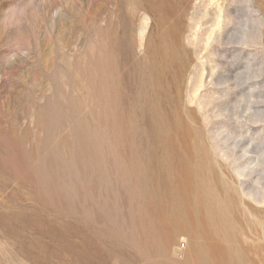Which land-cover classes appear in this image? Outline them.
Returning <instances> with one entry per match:
<instances>
[{
	"label": "rangeland",
	"instance_id": "1",
	"mask_svg": "<svg viewBox=\"0 0 264 264\" xmlns=\"http://www.w3.org/2000/svg\"><path fill=\"white\" fill-rule=\"evenodd\" d=\"M218 248L264 264V0H0V264Z\"/></svg>",
	"mask_w": 264,
	"mask_h": 264
},
{
	"label": "bare ground",
	"instance_id": "2",
	"mask_svg": "<svg viewBox=\"0 0 264 264\" xmlns=\"http://www.w3.org/2000/svg\"><path fill=\"white\" fill-rule=\"evenodd\" d=\"M208 226V225H207ZM209 231V230H208ZM212 232V231H211ZM206 234V233H205ZM212 234V233H211ZM207 235V234H206ZM209 236V235H208ZM217 237V236H216ZM224 238V237H223ZM220 239V238H219ZM214 241V240H213ZM212 241V242H213ZM217 241V240H216ZM212 244V243H211ZM215 244V243H214ZM213 245V244H212ZM223 245V244H222ZM216 246V245H215ZM220 246V245H219ZM204 247V246H203ZM221 247V246H220ZM202 249V248H201ZM208 249V248H206ZM239 249V248H238ZM236 250V248H235ZM238 251V250H237ZM77 253V252H76ZM204 254L206 255L207 258L209 259H217L219 258L220 260H217V261H223L225 258L226 260H228V263L227 264H243L240 260V258L238 256H234V255H231L230 251L229 250H226L224 248H218L216 249L215 251H210V252H205L204 251ZM239 254V253H238ZM243 254V252H242ZM203 255V254H202ZM197 256V255H196ZM243 258V257H242ZM81 261V260H80ZM225 261V260H224ZM212 263V262H211ZM249 263V262H248ZM247 264V263H246Z\"/></svg>",
	"mask_w": 264,
	"mask_h": 264
}]
</instances>
